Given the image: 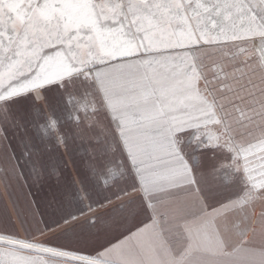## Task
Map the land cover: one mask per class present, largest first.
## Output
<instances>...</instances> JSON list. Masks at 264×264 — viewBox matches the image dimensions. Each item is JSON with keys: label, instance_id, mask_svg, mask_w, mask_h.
Returning a JSON list of instances; mask_svg holds the SVG:
<instances>
[{"label": "snow or ice", "instance_id": "1", "mask_svg": "<svg viewBox=\"0 0 264 264\" xmlns=\"http://www.w3.org/2000/svg\"><path fill=\"white\" fill-rule=\"evenodd\" d=\"M0 186V264H264V0H0Z\"/></svg>", "mask_w": 264, "mask_h": 264}, {"label": "rangeland", "instance_id": "2", "mask_svg": "<svg viewBox=\"0 0 264 264\" xmlns=\"http://www.w3.org/2000/svg\"><path fill=\"white\" fill-rule=\"evenodd\" d=\"M71 167V166H70ZM69 167V168H70ZM72 169V168H71ZM69 173H72V171H68ZM0 196L3 197L2 200H0V211H3L4 207L7 206L9 210H11V205L8 203L7 196L4 195V189L2 186H0Z\"/></svg>", "mask_w": 264, "mask_h": 264}, {"label": "crops", "instance_id": "3", "mask_svg": "<svg viewBox=\"0 0 264 264\" xmlns=\"http://www.w3.org/2000/svg\"><path fill=\"white\" fill-rule=\"evenodd\" d=\"M67 159V157H65V160ZM68 171H73V169H71V167L68 169Z\"/></svg>", "mask_w": 264, "mask_h": 264}]
</instances>
